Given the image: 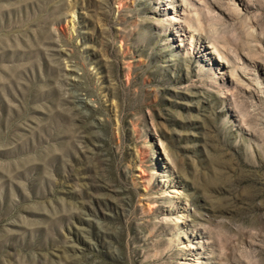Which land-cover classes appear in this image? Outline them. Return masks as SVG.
<instances>
[{
    "label": "rangeland",
    "instance_id": "obj_1",
    "mask_svg": "<svg viewBox=\"0 0 264 264\" xmlns=\"http://www.w3.org/2000/svg\"><path fill=\"white\" fill-rule=\"evenodd\" d=\"M0 264H264V0H0Z\"/></svg>",
    "mask_w": 264,
    "mask_h": 264
}]
</instances>
